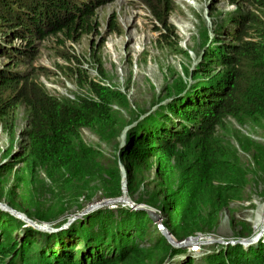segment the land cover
Here are the masks:
<instances>
[{
    "label": "trees",
    "instance_id": "16d2710c",
    "mask_svg": "<svg viewBox=\"0 0 264 264\" xmlns=\"http://www.w3.org/2000/svg\"><path fill=\"white\" fill-rule=\"evenodd\" d=\"M100 3L99 0H0V31L9 41L10 38L11 41L20 39V44L10 48L0 46V53L11 57L15 66H25L28 59L31 62L35 59L38 41L58 33L74 37L97 28L99 24L94 19ZM148 4L157 13L151 0ZM256 10L259 11L257 14L247 13L241 17L240 31L233 37L236 44L229 46L230 56L225 55L222 61L217 59L225 65L221 71L222 81L215 83V79H210L198 91L197 88L190 90L187 84L182 85L173 94L184 92L183 95L174 97L155 112L145 134L132 137L135 147L128 152V149L121 151L129 175L136 165L156 163L162 180L158 195H164L161 211L169 213L164 223L178 239L211 232L218 223L220 210L241 199L248 186L254 184L260 188L263 185L264 196V144L249 137L240 138L241 145L251 151L250 159L245 161L239 158L237 151L229 156L224 148L229 142L218 134L219 127L228 117L240 121L264 120V0H257ZM215 57L216 54L208 59L209 62H214ZM96 95L99 97L69 106L48 94L30 74L0 68V115L6 112L9 104L15 108L24 103L34 127L29 134L28 153L21 157L17 163L21 165L15 170L18 184L32 186V180L42 171L49 185L45 191L56 199L55 204L82 195L90 199L93 192L88 184L93 180L103 185L104 198L123 194L120 170L100 165L97 162L99 153L81 135L82 128L102 130L109 126H116V129L124 126L112 114L110 98L99 90ZM143 118L130 129H135ZM173 124L176 126L170 128ZM116 131L111 138L117 136ZM26 204L28 210L33 211L31 216L27 214L39 223L57 221L65 214V209L51 208L39 196L34 200L27 199ZM89 218H92L89 236L93 237L94 245L108 244L109 249L116 252L103 257L102 261L93 256V262L115 264L142 259L135 237L122 235L126 222L131 219L135 220L138 232L144 233L148 222L154 223L146 211L129 207L118 208V212L97 210L89 214ZM238 222L233 226L242 225L243 228L237 237H250L252 228L245 221ZM23 223L0 209V232L3 238L8 233L12 241L6 245L0 242V264H4L1 261L4 255L12 256L13 260L19 257V262L29 263L31 244L26 241L21 248H15L20 238L13 233L21 229L18 227ZM73 225L76 227L78 222ZM156 227L158 236L149 238L152 244L146 249V257L161 251L165 258H173L184 251V248H174ZM22 230L31 241L38 238L46 241L50 235L25 223ZM39 253L38 250L34 255ZM41 256L45 258V254ZM58 258L60 263L69 258L73 264L78 261L76 255L68 251H63ZM7 264L14 263L11 260ZM174 264H264V241L260 240L248 249L241 243L222 245L202 256L200 262L189 257Z\"/></svg>",
    "mask_w": 264,
    "mask_h": 264
},
{
    "label": "rangeland",
    "instance_id": "374dc122",
    "mask_svg": "<svg viewBox=\"0 0 264 264\" xmlns=\"http://www.w3.org/2000/svg\"><path fill=\"white\" fill-rule=\"evenodd\" d=\"M99 1L101 5L94 19L99 24L97 28L83 35L75 34L74 37L58 33L38 41L35 59L32 62L28 59L25 66H15L11 57L1 52L0 68L30 74L48 94L69 106H78L84 99L98 98V90L106 94L112 102V114L124 126L121 129L109 126L102 130L82 128V138L97 150V162L100 165L120 170L121 196L127 197L136 206L156 210L164 223L169 213L161 211L164 195H158V186L162 180L156 163L136 165L129 175L126 160L121 159V151L128 149V152L135 147L132 137L145 134L146 129L151 127L155 112L167 105L173 93L182 85L187 84L190 90L197 88L198 91L210 79H215V83L222 81L221 71L225 65L217 62V59L221 58L222 61L225 55L230 56L229 46L236 44L233 37L240 31L241 17L259 12L256 10L257 0H151L157 13L150 8V0ZM17 44H20V39L11 41L10 38L9 41L0 31V46L10 48ZM214 54V62H209L208 59ZM176 86L179 88L176 89ZM141 118L137 127L130 129ZM32 124L30 111L24 103L17 104L15 108L9 104L6 112L0 115V203L8 206H0V209L20 219L25 225L31 224L10 209L39 223L30 217L33 211L28 210L26 204L27 199L34 200L39 196L51 208H63V214L76 219L63 228L57 227V221L45 222L58 228L53 231L41 230L50 233L46 241L44 238L27 240L22 230L23 223L18 227L21 229L13 233L20 238L15 248H21L26 241L31 244L32 256L28 264H73L70 258L60 263L58 257H61L63 251L76 255L78 264H102L103 257L116 252L109 249L108 244L94 245L93 237L89 236L92 225L89 214L97 210L85 216L82 214L90 204L109 199L104 198L103 185L98 180L88 184L89 190L93 192L90 199L82 195L77 199L63 200L61 204H55L56 199L46 193L49 185L42 171L32 180V186L17 183L15 170L21 165L17 164L21 157L28 153L29 134L34 129ZM175 126L173 124L170 128ZM115 130L117 136L111 138ZM218 134L221 139L229 142L224 146L229 156L237 151L241 160L248 161L251 151L245 149L239 139L249 137L264 144V120L240 121L228 117L219 127ZM11 165L14 167L9 168ZM262 189L263 185L260 188L254 184L248 186L241 199L220 210L218 223L211 232L190 236L195 238L192 243L182 247L184 251L173 258H165V253L161 251L155 252L152 257L145 256L146 249L152 244L149 238L158 236V222H148L143 233L135 228V220H128L122 237H135L142 251V259L115 264H161L162 259H165L162 264H174L189 257L200 262L202 256L214 248L228 245L221 242L247 239L237 237L236 234L243 228L242 225L233 226L234 223L239 224L238 221H245L252 228L253 233L248 239L261 234L258 241H264ZM140 199L147 202H141ZM128 207L127 204L119 203L115 206H101L98 210L118 212V208ZM76 222L78 225L73 228ZM8 236L7 233L3 238L0 232V242L4 245L11 243ZM253 244L244 246L248 249ZM38 250L40 253L34 255ZM43 254L45 258L41 256ZM93 256L100 257L101 261L93 262ZM11 260L14 264H25L19 262V257L14 260L9 255L1 257L4 264Z\"/></svg>",
    "mask_w": 264,
    "mask_h": 264
},
{
    "label": "water",
    "instance_id": "95a60500",
    "mask_svg": "<svg viewBox=\"0 0 264 264\" xmlns=\"http://www.w3.org/2000/svg\"><path fill=\"white\" fill-rule=\"evenodd\" d=\"M184 92H181V93H178L174 96H172L170 98L169 101H171L174 97H177V96H180V95H183ZM127 204L129 207L133 208L134 210H144L148 213L149 217L151 218V220L153 222H158L157 226H158V229L159 231L161 232V234L167 239V241L172 245V246H175V247H186V246H189L192 241L195 239V238H186V239H178L176 238L168 229L167 227L165 226V224L161 221V218L158 214V212L154 209H150V208H144V207H140V206H136L134 203H132L127 197L125 196H119V197H115V198H109V199H105L101 202H96V203H92L90 204L89 206H87L82 214L84 213V216L91 213L92 211L94 210H98L99 207L101 206H115L116 204ZM0 206H2V208H4L3 206H7V205H2L0 203ZM8 207V206H7ZM10 211L14 212L15 215H17L18 217L26 220L29 224L33 225L35 228L37 227V229L39 230H56L55 228H63V226H66V224H70L71 222H73L76 218H72L70 219V215H63L64 216V219H63V216H61L58 220H57V223H58V226L53 228L51 227L49 224L45 223V222H42V223H35L33 220L27 218L26 216H23L17 212H15L14 210L10 209ZM70 219V220H69ZM57 228V229H58ZM261 238V234L260 235H257L255 236L254 238H250V239H242V240H237L236 242L235 241H232V242H221L223 244H236V243H241L243 245L247 244V245H250L251 243H255L257 242L259 239ZM215 242H220L219 240H215Z\"/></svg>",
    "mask_w": 264,
    "mask_h": 264
},
{
    "label": "bare ground",
    "instance_id": "6f19581e",
    "mask_svg": "<svg viewBox=\"0 0 264 264\" xmlns=\"http://www.w3.org/2000/svg\"><path fill=\"white\" fill-rule=\"evenodd\" d=\"M2 209V208H1ZM3 210V209H2ZM258 235V234H257Z\"/></svg>",
    "mask_w": 264,
    "mask_h": 264
}]
</instances>
